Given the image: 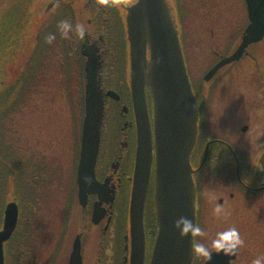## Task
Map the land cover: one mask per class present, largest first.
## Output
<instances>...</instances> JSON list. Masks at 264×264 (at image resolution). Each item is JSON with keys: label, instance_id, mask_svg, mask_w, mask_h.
<instances>
[{"label": "flooded vegetation", "instance_id": "1", "mask_svg": "<svg viewBox=\"0 0 264 264\" xmlns=\"http://www.w3.org/2000/svg\"><path fill=\"white\" fill-rule=\"evenodd\" d=\"M137 1L0 0V230L6 205L15 202L18 209L17 226L4 243L5 264H71L74 250L80 264H130L138 131L126 16ZM233 1L243 26L214 46L219 32L198 24L213 0H166L198 108L190 163L196 221L204 228L205 214H215L217 205L227 214L252 215L256 226L264 223V36L222 63L240 49L250 24L245 0ZM62 19L85 24L84 38L75 31L65 38L58 30ZM204 30L207 62L193 79L190 49ZM49 33L56 34L51 43ZM20 52L22 72L9 84L3 68ZM89 59L103 102L93 168L95 146L81 144ZM144 91L153 124L151 96ZM21 105L38 132L33 144L19 131ZM153 180L154 154L144 264L157 232Z\"/></svg>", "mask_w": 264, "mask_h": 264}, {"label": "water", "instance_id": "2", "mask_svg": "<svg viewBox=\"0 0 264 264\" xmlns=\"http://www.w3.org/2000/svg\"><path fill=\"white\" fill-rule=\"evenodd\" d=\"M245 2L250 24L240 49L222 63L238 59L247 45L264 36V0ZM126 24L138 131L130 205V264H144L143 216L153 154L157 233L149 264H193V238L180 236L173 227L174 220L182 215L194 218L196 222V190L190 155L197 136L198 111L177 31L169 16L166 0H138L127 9ZM146 47L149 48V59L146 58ZM89 61L81 144L95 146L93 168L100 140L103 102L95 70L90 67L92 61ZM145 87L152 99L153 124L148 114ZM17 220L16 203L10 202L5 207L0 230V264H4V243L15 230ZM78 252L74 250L71 264H80ZM236 254L230 257L214 251L204 264H230Z\"/></svg>", "mask_w": 264, "mask_h": 264}, {"label": "rangeland", "instance_id": "3", "mask_svg": "<svg viewBox=\"0 0 264 264\" xmlns=\"http://www.w3.org/2000/svg\"><path fill=\"white\" fill-rule=\"evenodd\" d=\"M40 2L41 0H37ZM215 4L213 8H210V12L205 20L198 23L201 26L210 25L208 28L214 29L219 32L215 35L214 46L222 45V36L233 31H240L243 26V17L240 8L233 0H213ZM197 28V27H196ZM209 30H204V35L197 36V39L193 41V48L190 49L191 57V69L193 71V79L198 78L201 73L202 68L205 66L206 52H208L205 46V39L207 38L205 34ZM198 33V32H197ZM200 34V31L199 33ZM24 63V54L20 52L16 54L13 59L6 62L3 70L5 74V79L7 83L14 82L22 72V67ZM38 105V102L35 103ZM17 122L19 125V131L22 136L28 135L32 144L34 140L38 138V132L33 128L29 116H26V111L24 112L23 105L19 108ZM49 113V110L46 109ZM33 116V113H31ZM35 116L39 119V114L36 113ZM63 124L66 125L67 121L63 119ZM206 218V232L208 235L206 237H200L199 240H208L211 244V238L215 235L217 231L224 230L228 227L236 226L240 229V232L245 240V244L241 246L243 250L241 251L238 261L236 264H252V261L257 257L264 255V223L257 225L252 222V215L242 214L233 215L227 214L217 217L215 214H205ZM258 220V219H257ZM259 221V220H258ZM39 248V246H37ZM201 258V256H199ZM85 264H89L85 262Z\"/></svg>", "mask_w": 264, "mask_h": 264}, {"label": "clouds", "instance_id": "4", "mask_svg": "<svg viewBox=\"0 0 264 264\" xmlns=\"http://www.w3.org/2000/svg\"><path fill=\"white\" fill-rule=\"evenodd\" d=\"M58 30L65 38H70L73 31H75L83 39L86 35L87 27L83 23L74 26L70 19H62L58 23ZM46 39L51 43L56 39V34L49 33ZM214 212L217 217L227 215L219 205L214 209ZM173 227L178 231L180 236L192 237L194 253L206 259L211 257L213 250L217 253H223L226 256H234L238 253L241 246L245 244L240 229L236 226L217 231L211 238L210 245L205 240H196V237H206L208 233L204 227L195 222L194 218L183 215L179 216L174 220ZM252 264H264V255L257 256L252 261Z\"/></svg>", "mask_w": 264, "mask_h": 264}, {"label": "trees", "instance_id": "5", "mask_svg": "<svg viewBox=\"0 0 264 264\" xmlns=\"http://www.w3.org/2000/svg\"><path fill=\"white\" fill-rule=\"evenodd\" d=\"M200 237H196V240H199ZM194 264H201L199 255L195 254V262Z\"/></svg>", "mask_w": 264, "mask_h": 264}]
</instances>
